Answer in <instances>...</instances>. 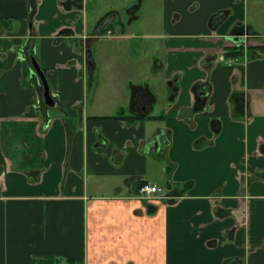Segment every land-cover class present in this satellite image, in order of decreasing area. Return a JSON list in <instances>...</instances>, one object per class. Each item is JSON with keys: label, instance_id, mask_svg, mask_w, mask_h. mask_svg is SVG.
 Wrapping results in <instances>:
<instances>
[{"label": "crops", "instance_id": "crops-1", "mask_svg": "<svg viewBox=\"0 0 264 264\" xmlns=\"http://www.w3.org/2000/svg\"><path fill=\"white\" fill-rule=\"evenodd\" d=\"M68 1L0 0V264H264V0H164L139 65Z\"/></svg>", "mask_w": 264, "mask_h": 264}, {"label": "rangeland", "instance_id": "rangeland-1", "mask_svg": "<svg viewBox=\"0 0 264 264\" xmlns=\"http://www.w3.org/2000/svg\"><path fill=\"white\" fill-rule=\"evenodd\" d=\"M80 8H84V0H82V6H80ZM88 8V18H90V21L95 20L96 17L103 15L109 10H119L120 14L113 12L107 18L110 21L106 20V22H104L105 24L108 22L107 25L109 24V27L117 28V32L124 31V27H127L128 19H134L130 33H127L129 36H131L128 38L126 44V49L128 52L126 59L128 65H139L144 62V60H140V58L149 55L144 50L149 51L151 49L150 47L152 43L153 46H156L154 43V38H152L153 36H159V40H164L165 36L169 34V31L165 29L164 25L166 14L164 0H90ZM124 8L126 10H124ZM179 13L182 14V10ZM174 20L175 18L173 17L172 21ZM102 24L103 23H101V26ZM106 27L107 26L99 31V35L102 34V37L113 35V31L108 32ZM99 40L105 41L103 38ZM88 43L91 44V40H89ZM133 47L136 49H133ZM160 53L161 42L158 44L157 54L160 58H162ZM131 59H137V61L133 62ZM90 67L92 68L93 66H89V70ZM97 82L101 85L102 77H100ZM149 173L150 176L148 179L151 181H158L157 178H161L162 176V174L158 173V171L155 169L149 170Z\"/></svg>", "mask_w": 264, "mask_h": 264}, {"label": "water", "instance_id": "water-1", "mask_svg": "<svg viewBox=\"0 0 264 264\" xmlns=\"http://www.w3.org/2000/svg\"><path fill=\"white\" fill-rule=\"evenodd\" d=\"M243 33H244V31H239L238 33H235V35H236V37H235L236 38V40H235L236 41V45H241V44L244 45L245 44L244 40H242V39L238 40V39H240V37L242 36ZM35 68H36L38 76L42 80V84H43V87H44V102L48 106H54L55 101H54V99L52 97L51 90H50V85L48 83L47 77L44 74L43 69L40 67V65L37 62H35ZM201 92H202V94H204L205 100H207L210 91H207V90L204 89V90H201Z\"/></svg>", "mask_w": 264, "mask_h": 264}, {"label": "built area", "instance_id": "built-area-1", "mask_svg": "<svg viewBox=\"0 0 264 264\" xmlns=\"http://www.w3.org/2000/svg\"><path fill=\"white\" fill-rule=\"evenodd\" d=\"M242 36L244 37V40H245V38H248L249 33L247 31H244V33L242 34ZM160 191H161V187H159L157 184L150 183V182H144L141 185V187H140V195L142 197H150L153 194L158 193Z\"/></svg>", "mask_w": 264, "mask_h": 264}, {"label": "trees", "instance_id": "trees-1", "mask_svg": "<svg viewBox=\"0 0 264 264\" xmlns=\"http://www.w3.org/2000/svg\"><path fill=\"white\" fill-rule=\"evenodd\" d=\"M68 2H71L72 5H74V6H76V7H80V6H82V0H70V1H68ZM113 12H116V13L120 14V13H119V10H111V11H109L108 13H105V14L103 15V17H102V18L100 19V21H99V24L102 23L103 20L107 19L108 16L111 15ZM107 29H109V24H108L107 27H106V30H107ZM234 30H236V29L234 28ZM235 33H236V32H235ZM242 50H243V49H241L240 47H236V48L233 49V50L227 51V52H226V55H227V56L240 55V54H242ZM142 184H143V183H142ZM142 184H141V185H142Z\"/></svg>", "mask_w": 264, "mask_h": 264}, {"label": "flooded vegetation", "instance_id": "flooded-vegetation-1", "mask_svg": "<svg viewBox=\"0 0 264 264\" xmlns=\"http://www.w3.org/2000/svg\"><path fill=\"white\" fill-rule=\"evenodd\" d=\"M33 65H34V67H35V62H37L38 64H39V62L35 59V58H33ZM74 63L75 64H77V65H79V69H81V67H82V65H81V63L77 60V59H75L74 60ZM92 64V61L91 60H88V62H87V65L89 66V65H91ZM40 65V64H39ZM40 67H41V65H40ZM42 68V67H41ZM43 69V68H42ZM43 71H44V74L46 75V73H45V70L43 69ZM81 72V71H80ZM46 77H47V75H46ZM47 80H48V78H47ZM42 81V80H41ZM48 83H49V81H48ZM52 94V93H51ZM43 95H44V93H43ZM166 144H168V142H169V138H168V136H166Z\"/></svg>", "mask_w": 264, "mask_h": 264}]
</instances>
